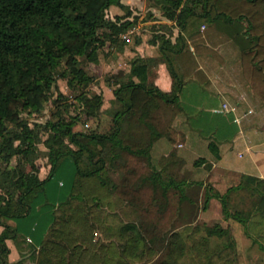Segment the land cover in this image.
<instances>
[{"label": "trees", "instance_id": "16d2710c", "mask_svg": "<svg viewBox=\"0 0 264 264\" xmlns=\"http://www.w3.org/2000/svg\"><path fill=\"white\" fill-rule=\"evenodd\" d=\"M147 5L180 31L194 20L234 27L244 41L240 53L243 75L264 101V0H148ZM111 6L125 9L128 16L132 13L121 0H0V174L8 169L13 156L19 158L0 188V264L10 252L7 240L14 241L24 255L19 221H31L23 234L26 238L33 232L32 224L44 216L47 224L38 247H28L34 264H235L236 242L229 227L219 220L199 221V211L213 205L216 219L222 216L241 223L251 237L247 230L252 212H232L229 198L246 189L259 195L261 205L264 179L241 174L220 187L208 179L211 184L206 180L177 181L172 175L166 179L164 172H174L169 163L173 152L157 165L150 158L157 139L172 140L167 124L173 108L178 107L184 81L169 48L175 53V47H188L181 33L172 42L171 34L159 30L148 40L159 47V61L170 67L173 84L169 92L149 81V61L157 57L131 59L128 75L112 78L107 131L76 130L78 118L65 116L59 103L42 129L37 124L30 127L18 117L23 110L40 113L59 78L75 89L80 105L101 109L102 94L89 88L95 75L84 65L98 63L105 47L106 53L113 54L112 60H117L129 45L122 35L133 27L129 17L120 21L107 18ZM155 16L151 18L158 19ZM197 31L192 28L190 32ZM41 142L47 148V163L38 172L35 160L41 157ZM202 161L199 158L194 165ZM138 162L146 164L150 172L132 179L133 165ZM66 165L72 169L68 191L64 200L51 204L47 188ZM115 170L121 173L119 183L110 175ZM193 186L202 189V207L195 209L192 223L168 232L147 237L148 227L123 219L116 211L118 202H129L127 193L131 200H139L138 193L144 188L150 189L153 198H162L158 203L161 211L167 209L169 192L175 188L179 203L192 206L187 190ZM255 211L264 219V210Z\"/></svg>", "mask_w": 264, "mask_h": 264}, {"label": "crops", "instance_id": "0c3cea01", "mask_svg": "<svg viewBox=\"0 0 264 264\" xmlns=\"http://www.w3.org/2000/svg\"><path fill=\"white\" fill-rule=\"evenodd\" d=\"M121 1L128 6L136 0ZM140 1L148 3V0ZM153 12L158 19L164 18L156 9ZM203 26L185 36L188 47H175V53L169 48L174 67L184 83L178 107L173 108L167 124L172 140L161 137L153 143L150 150L152 165L173 152L169 161L173 171H180L179 165H182L183 171L193 180L208 179L220 187L241 174L264 179V101L243 75L240 53L244 41L232 26L223 23ZM172 29L175 36H171V40L174 42L178 34L175 28ZM210 32L223 38L217 39L213 47H203L205 42V46L208 45ZM223 44L227 47H221ZM138 56L157 57L156 61H149V81L169 92L173 84L170 67L159 61V47L145 40L136 47H126L124 75L129 73L128 61ZM112 98L111 92L109 99ZM199 158L203 161L194 165ZM9 223L15 224L13 220ZM46 224L47 218L39 217L32 224L31 235L20 240L24 255H20L14 241L7 240L10 252L4 255V264H24L23 258L30 256L28 247H38ZM30 225L31 221L18 223L24 233Z\"/></svg>", "mask_w": 264, "mask_h": 264}, {"label": "rangeland", "instance_id": "374dc122", "mask_svg": "<svg viewBox=\"0 0 264 264\" xmlns=\"http://www.w3.org/2000/svg\"><path fill=\"white\" fill-rule=\"evenodd\" d=\"M134 4L128 5L131 10V17L133 21V27L126 31L122 38H127L129 41L128 47H136L137 44H140L142 40L148 42V40H152L156 35H158L155 31H164L167 35L175 36L174 30L176 29V33L179 34L180 29L174 24L173 21L163 19H155L151 18V15L154 14L153 9L149 8L147 2H142L140 0H136L133 2ZM159 11V10H157ZM106 16L109 19L120 21L127 16V11L117 6H111L107 12ZM157 17V16H155ZM158 18V17H157ZM204 27L201 20H194L191 24L187 25L183 32V36H187L192 28H200ZM200 34V33H199ZM201 35V34H200ZM136 37H139L137 44H134L136 41ZM221 35H213L210 32L209 38L204 43L203 47H213V45L217 44V39L219 40ZM195 47L197 46L193 43ZM190 47V45H189ZM221 47H227L226 44H223ZM104 51L100 53V58L98 63L88 62L84 65V68L89 72L95 75V79L90 84L92 91L96 93H101L103 96V105L101 109L95 110L93 106L84 107L80 105L78 100L74 97L77 93L73 87L66 82L65 80L59 78L56 86L52 90V94L50 96V100L44 105L43 110L40 113H29L27 110H23L19 113V119L28 123L30 127H34L35 124L39 125L38 129L43 128V124L46 120L52 118V113L57 109L56 104L59 103V106L64 107L63 114L65 116L77 117L78 122L75 126L76 130L82 131H107L110 126L111 121V111L112 108L108 103L109 96L112 92V78L114 79L117 75H124V60L125 53L117 57V60L113 59L112 53H106ZM105 53V54H104ZM116 63V65H114ZM116 67V69H115ZM59 94L63 97L60 98ZM58 143H62L59 139ZM39 149L42 154L41 157L35 160L37 171L42 172L47 163V158L44 157L45 153H47V148L41 142L38 144ZM18 156H13L10 159L8 164V169L0 174V188L2 187L3 181L6 178L8 172L16 166L18 163ZM165 163V159L162 160V165ZM179 164V163H178ZM180 166V171H174L169 174L168 172H164L165 178L168 176H173L174 180L179 181L180 179H191V175L188 172H184L182 169V165ZM135 173L132 175L135 179L136 177L145 175L150 172V168L146 164L137 163L134 164ZM71 167L66 165L63 170L59 172L53 179L51 180L48 188H47V201L51 204H55L56 202L64 200L66 193L68 191V186L71 177ZM120 172V171H119ZM111 177L119 183L121 173H118L116 170L111 171ZM136 177H135V176ZM64 182V186L61 187V183ZM132 182V181H130ZM129 182V183H130ZM205 183H210V181L206 180ZM237 180L233 183L236 184ZM171 190V189H170ZM187 195L193 200L192 203L194 205H189V203H179V191L175 188L174 191L169 192L168 196V204L167 209L165 211H161L159 207V201H162L160 196H155L157 201H154L150 189L144 188L138 193L139 200H135L133 198L131 200V196L125 195V199H127V203L118 202V206L116 207V211L120 214V217L126 220H134L141 224L143 227H148L149 231L145 234L147 237L152 235H156L155 233L168 232L172 229H177L181 225L185 223H191L194 221L193 214L195 213V209H199L203 205V197H202V189L199 186H193L188 188ZM122 199V198H121ZM259 195L253 194L246 189H239L233 192L229 198V208L232 212L242 211L243 213L252 212L248 232L251 235L249 237L244 230V227L241 223L235 220H224L222 216L217 218L216 207L213 205L209 206L210 208L206 210H200L198 215L199 221H204L211 223L215 220H219L223 227H229L232 232V235L236 242L235 252L233 253L235 264H264V219H260L261 216L259 212H254L256 208H260V210H264V203L261 205L258 204ZM48 216V214H47ZM12 221V220H10ZM152 230V231H151ZM20 240L24 239V232L20 229ZM257 239L254 242L253 238ZM27 259L29 261H27ZM24 264H31L33 262L30 256H27Z\"/></svg>", "mask_w": 264, "mask_h": 264}, {"label": "built area", "instance_id": "2783aa9c", "mask_svg": "<svg viewBox=\"0 0 264 264\" xmlns=\"http://www.w3.org/2000/svg\"><path fill=\"white\" fill-rule=\"evenodd\" d=\"M226 105H224L223 107H225Z\"/></svg>", "mask_w": 264, "mask_h": 264}]
</instances>
